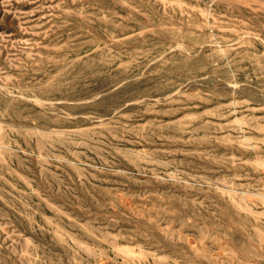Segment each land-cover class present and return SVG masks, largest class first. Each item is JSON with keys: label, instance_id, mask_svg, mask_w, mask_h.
I'll list each match as a JSON object with an SVG mask.
<instances>
[{"label": "rangeland", "instance_id": "rangeland-1", "mask_svg": "<svg viewBox=\"0 0 264 264\" xmlns=\"http://www.w3.org/2000/svg\"><path fill=\"white\" fill-rule=\"evenodd\" d=\"M0 264H264V0H0Z\"/></svg>", "mask_w": 264, "mask_h": 264}, {"label": "bare ground", "instance_id": "bare-ground-1", "mask_svg": "<svg viewBox=\"0 0 264 264\" xmlns=\"http://www.w3.org/2000/svg\"><path fill=\"white\" fill-rule=\"evenodd\" d=\"M260 236V235H259ZM261 239V238H260Z\"/></svg>", "mask_w": 264, "mask_h": 264}]
</instances>
